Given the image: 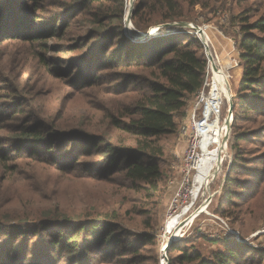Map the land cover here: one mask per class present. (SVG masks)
<instances>
[{"label": "trees", "instance_id": "1", "mask_svg": "<svg viewBox=\"0 0 264 264\" xmlns=\"http://www.w3.org/2000/svg\"><path fill=\"white\" fill-rule=\"evenodd\" d=\"M227 1L138 0L132 15L135 30L161 27L158 34L139 40L125 35L126 0H0V44L40 47L45 53L37 50L35 58L45 74L76 93L97 85L103 71H111L112 81L127 87L105 90L108 96L91 118H69L74 96H66L58 117L51 118L46 110L41 119L26 109L33 101L26 63L13 71L2 63L6 52L1 51L0 129L7 134H0V164L5 168L0 176V264H93L94 253L108 249H113L112 256L101 264H143L141 240L123 243L127 232L118 217L107 212L74 214L59 204L17 196L10 184L22 179L18 164L9 163L42 153L36 167L56 172L59 188L104 181L106 174L116 172L148 195L158 193L165 152L161 138L178 133L177 117L206 82L204 48L177 23L192 21L198 9L202 14L225 10ZM256 15L252 18V9L243 7L230 17V25L240 26L243 67L232 100L236 140L244 139L236 132L239 121L264 116V16ZM50 51L64 56H52L51 63ZM244 133L248 137L250 132ZM8 143L15 145L10 152ZM32 180L45 189V176L36 172ZM222 215L234 218L235 212ZM143 240L152 242L150 235ZM120 244L128 251L120 253ZM242 249L226 240L224 249L211 257L181 250L170 264H243L241 256L246 254L252 257L246 264H264V250Z\"/></svg>", "mask_w": 264, "mask_h": 264}, {"label": "rangeland", "instance_id": "2", "mask_svg": "<svg viewBox=\"0 0 264 264\" xmlns=\"http://www.w3.org/2000/svg\"><path fill=\"white\" fill-rule=\"evenodd\" d=\"M137 2L138 0L134 1V8ZM243 7L252 9V18L255 14L264 16V0H228L225 10L202 14L201 9H198L190 21L205 24L211 39L210 44H206L207 54L203 43L195 36L202 44L207 59V84L203 88L204 91L193 98L177 117L178 133L161 138L165 152L160 158L162 178L158 185V193L148 195L147 191L132 186L116 172L106 174L107 178L104 181L75 182L59 188L53 178V175H57L56 172L46 166L43 173L36 167V157L43 156L40 155L42 153H38L19 162L10 161V166L18 164L16 172L22 179L10 184L15 195L25 199L45 200V204H59L74 214L107 212L118 217L124 225L123 230L127 232L123 243L128 241L137 244L141 240L138 245L142 249L143 264H153L155 259L158 264H161L162 259L170 264L172 258L181 254V250L191 252L198 250L208 258L216 250H223L226 240L236 248L264 250V116L254 117L252 122L239 121L236 132L244 134V139L239 140L235 139L234 116L229 117L231 102L243 74L238 49L240 26L230 25V17ZM42 14L45 16V12ZM211 26L219 29L221 35L230 37L225 49L218 47L209 34ZM155 27L157 26L143 33H148ZM132 28L131 33H139L134 26ZM37 50L45 53L40 47L23 42L0 44V55L3 54L1 51L6 52L2 59L3 64L14 68L13 71H18L17 67L26 63L24 72L31 79L30 93L33 95L32 104L26 109L41 119H45L46 110L50 112L51 118L58 117L66 96H74L69 101L70 109L67 112L69 118L74 116L77 119L91 118L96 108L103 104L104 98L108 96L105 90L127 89L126 86L121 87L112 81L111 71H103L97 85L79 88L81 92L76 93L71 88L60 85L52 75L45 74V69L38 65L35 58ZM56 55L64 56L62 53L50 51L47 53L49 62L54 63L52 58ZM18 75L11 74L13 78L16 76L15 79H21L22 76ZM221 85L225 88L223 91L225 100L221 101L222 156L211 170L206 185L203 186L199 182L200 165L205 155V143L216 124L213 87ZM237 109L240 110V107ZM5 124L3 123V126ZM244 132H250L248 137ZM4 133L7 134L0 129V134ZM200 135L204 142L202 149L199 146L201 139L197 137ZM8 145L10 147L7 152H10L15 145L10 143ZM239 152L240 157L237 159ZM24 153L30 156L34 154L31 151ZM193 161L196 163L194 168L191 167ZM4 169L0 164V176H3ZM36 172L45 176V189L41 184H34L32 177ZM49 176L53 179L47 182ZM184 208L189 209L184 220L165 238L163 234L166 221L172 214ZM223 211L235 212V217H226L222 215ZM123 230L117 233L121 235L124 233ZM147 235H150L152 242L143 240ZM170 242L177 248L171 247L165 253ZM112 250H105L102 254L94 253L93 264H101L106 257L112 256ZM118 251L123 253L128 250L120 244ZM241 257L243 264L252 258L248 254Z\"/></svg>", "mask_w": 264, "mask_h": 264}, {"label": "bare ground", "instance_id": "3", "mask_svg": "<svg viewBox=\"0 0 264 264\" xmlns=\"http://www.w3.org/2000/svg\"><path fill=\"white\" fill-rule=\"evenodd\" d=\"M219 73H217L218 75ZM225 88H223V85L221 86H214L213 87V97H214V110H215V115H216V124L211 132V135L209 136V139H207L205 143V155L202 158V163L200 165V170H201V177L199 182L204 186L206 185L211 170L214 168L216 163L220 160L221 151H222V140H221V133H222V122H221V101L224 99V91ZM215 91V93H214ZM228 93V91H227ZM225 93V94H227ZM205 99V96L203 97V102ZM200 141V148L202 149L203 143L201 135L197 136ZM194 159V158H193ZM191 167L194 168L196 167L195 161L191 163ZM188 208H184L178 213L172 214L169 219L166 221L165 228H164V237L167 238L168 235L177 228L180 223L184 220V217L187 215ZM173 234V233H172Z\"/></svg>", "mask_w": 264, "mask_h": 264}, {"label": "built area", "instance_id": "4", "mask_svg": "<svg viewBox=\"0 0 264 264\" xmlns=\"http://www.w3.org/2000/svg\"><path fill=\"white\" fill-rule=\"evenodd\" d=\"M133 1H135V0H126V2H125V11H124V27H125L124 29L125 30H129L131 32L133 31L132 30L133 29L132 28L133 27L132 17H131V21L130 22H128L127 19H128V16H132L133 15V9H134ZM177 25L182 26L183 28H185L184 29L185 32L193 35L194 37L195 36L198 37L201 40V42L203 43V45L205 47V50H206V53L208 54V47L206 46V44H210L211 39H210V36L207 33V28H206L205 24H199L197 22H181V23H178ZM160 28H161L160 26H157V27L153 28L150 31V33L152 34L151 36H154V35L158 34L161 31ZM128 37L136 39L135 37H131V36H128ZM205 84H207V82H205ZM203 91H204V89H203ZM203 91H201V92H203ZM161 264H167L165 259H162Z\"/></svg>", "mask_w": 264, "mask_h": 264}, {"label": "crops", "instance_id": "5", "mask_svg": "<svg viewBox=\"0 0 264 264\" xmlns=\"http://www.w3.org/2000/svg\"><path fill=\"white\" fill-rule=\"evenodd\" d=\"M209 34L212 36L214 42L217 44L218 47L221 46V47H223L225 49L228 46L227 40L230 37H228V36H226L224 34L221 35L222 34L221 31L219 29H217L216 27L211 26V28H209ZM221 47H220V49L222 50ZM222 55H223V52H222Z\"/></svg>", "mask_w": 264, "mask_h": 264}, {"label": "water", "instance_id": "6", "mask_svg": "<svg viewBox=\"0 0 264 264\" xmlns=\"http://www.w3.org/2000/svg\"><path fill=\"white\" fill-rule=\"evenodd\" d=\"M134 3V1H133ZM131 17L132 16H128V19L127 21L130 22L131 21ZM125 34L128 35V36H131V37H135L136 39H139V40H143V39H147L149 37H151V33L148 32V33H131L129 30H125ZM233 111H234V105H233V101L231 102V107H230V112H229V117H232L233 116ZM171 242L166 246V249H165V253L168 251V249L171 247Z\"/></svg>", "mask_w": 264, "mask_h": 264}]
</instances>
